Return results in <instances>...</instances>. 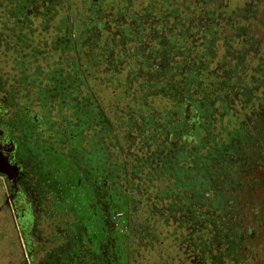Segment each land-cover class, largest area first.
I'll list each match as a JSON object with an SVG mask.
<instances>
[{
	"label": "trees",
	"instance_id": "trees-1",
	"mask_svg": "<svg viewBox=\"0 0 264 264\" xmlns=\"http://www.w3.org/2000/svg\"><path fill=\"white\" fill-rule=\"evenodd\" d=\"M32 1L0 0V138L35 264H264V0Z\"/></svg>",
	"mask_w": 264,
	"mask_h": 264
},
{
	"label": "flooded vegetation",
	"instance_id": "flooded-vegetation-1",
	"mask_svg": "<svg viewBox=\"0 0 264 264\" xmlns=\"http://www.w3.org/2000/svg\"><path fill=\"white\" fill-rule=\"evenodd\" d=\"M27 150L17 146L14 140L11 142L9 139L0 138V228L10 227L8 216L15 219L16 216L21 218L23 215L34 216L39 212H47L46 201L40 202L36 192L39 185L31 180L35 163L24 158ZM4 157L7 158L6 162ZM18 226L22 228L20 236L12 245L0 242V264H35L32 248L26 240L24 225L21 223Z\"/></svg>",
	"mask_w": 264,
	"mask_h": 264
},
{
	"label": "rangeland",
	"instance_id": "rangeland-1",
	"mask_svg": "<svg viewBox=\"0 0 264 264\" xmlns=\"http://www.w3.org/2000/svg\"><path fill=\"white\" fill-rule=\"evenodd\" d=\"M72 1H74L75 3L77 2H81V0H52L50 1L51 5H58L60 7H65V5H67V9L65 8V11L67 13V15L69 16V24L71 25V28H73L72 26L74 25L73 22H74V17L75 16H72L74 14V10L72 9V6L70 7V3H72ZM26 2V4H30V3H33L34 4V7L35 5H37L38 3L37 2H34L32 0H24V3ZM21 7V6H19ZM27 8V6H26ZM24 8V11L25 9ZM41 9V8H40ZM13 11V10H12ZM17 12L18 11H21V10H16ZM60 12V11H59ZM65 13V14H66ZM20 14V13H18ZM27 15V14H26ZM25 13L23 15V12H21V14L17 17H24L26 16ZM28 17V16H26ZM67 17V16H66ZM22 19V18H21ZM26 20V19H25ZM28 20V19H27ZM35 20V19H34ZM72 32V31H71ZM77 33V32H76ZM73 34V40L75 42V44H77V42L75 41V31L72 32ZM105 34V33H104ZM23 35H26L27 36V31H25L23 33ZM63 36V35H61ZM31 37V35H30ZM33 37V36H32ZM31 37V43L33 41V38ZM36 37V36H35ZM57 43L60 44V45H63L65 43H68V38H63V37H60L57 39ZM223 50H220L219 51V54H222ZM80 52H78L79 54ZM81 68V67H80ZM82 71V70H81ZM61 82H58V84H56V87L59 86V87H63L64 85L67 86V84L64 82V78L62 77L61 80H59ZM89 84V82H87ZM95 83V81H94ZM51 82L48 83L47 85V88L51 86ZM100 89H103L102 86H99ZM58 89V88H57ZM108 90L106 87L104 88V91ZM48 91V89L45 90V92ZM103 91V90H101ZM97 94L94 93V97H96ZM105 95V92L104 94ZM106 96V95H105ZM48 97L47 93H45V98ZM107 97V96H106ZM51 98V96H50ZM46 136V135H45ZM119 197V199H118ZM112 203H116L118 206H120L119 209L116 210V213L115 215L113 216V219L114 217H118L120 216L124 211L127 210L128 208V196L127 195H122V194H119L117 193L116 195H113L112 197H110L109 201L107 202V205H111ZM118 213H121L120 215H118ZM16 216V215H15ZM14 216V217H15ZM22 221H21V218L20 216H16V218L14 219L13 217H10L8 216V224L10 225V227L7 229L5 227H1L0 228V242H3V243H6L8 244L9 246L13 244V241L15 239H18V237L20 236V231L21 229L19 228L18 224H21ZM22 235V234H21ZM6 241V242H5ZM24 242H25V246H27L28 248V244L27 242L25 241L24 239ZM5 244V245H6ZM139 249H138V252H137V257H136V260H135V264H158V262H160L159 260V249L157 248V246L155 244H151V243H142L139 245ZM36 261H38V256H36Z\"/></svg>",
	"mask_w": 264,
	"mask_h": 264
},
{
	"label": "water",
	"instance_id": "water-1",
	"mask_svg": "<svg viewBox=\"0 0 264 264\" xmlns=\"http://www.w3.org/2000/svg\"><path fill=\"white\" fill-rule=\"evenodd\" d=\"M3 159H4L5 162L7 161V158H6V157H4ZM15 167H16V166H15ZM118 199H119V197H118Z\"/></svg>",
	"mask_w": 264,
	"mask_h": 264
},
{
	"label": "built area",
	"instance_id": "built-area-1",
	"mask_svg": "<svg viewBox=\"0 0 264 264\" xmlns=\"http://www.w3.org/2000/svg\"><path fill=\"white\" fill-rule=\"evenodd\" d=\"M121 213H118V215H120Z\"/></svg>",
	"mask_w": 264,
	"mask_h": 264
}]
</instances>
